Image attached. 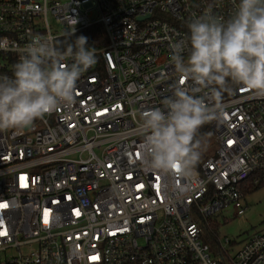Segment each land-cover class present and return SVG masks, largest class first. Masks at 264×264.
I'll return each instance as SVG.
<instances>
[{
	"label": "built area",
	"instance_id": "2783aa9c",
	"mask_svg": "<svg viewBox=\"0 0 264 264\" xmlns=\"http://www.w3.org/2000/svg\"><path fill=\"white\" fill-rule=\"evenodd\" d=\"M234 6L0 0V37L11 45L0 50V73L12 69L15 48L30 35L56 42L73 29L76 35L98 27L104 36L96 63L77 81L73 105L22 134L0 132V264H264V230L239 245L217 240L214 250L203 238L218 211L231 206L242 215L243 191L264 188V97L243 87L223 94L220 117L209 121L215 152L190 194L174 198L168 177L140 163L139 112L162 107L177 82L169 43L191 19L210 10L222 21ZM27 245L34 249L22 253Z\"/></svg>",
	"mask_w": 264,
	"mask_h": 264
},
{
	"label": "clouds",
	"instance_id": "9594fccd",
	"mask_svg": "<svg viewBox=\"0 0 264 264\" xmlns=\"http://www.w3.org/2000/svg\"><path fill=\"white\" fill-rule=\"evenodd\" d=\"M186 28L169 43L177 82L162 107L140 111L137 120L140 163L168 177L174 198L199 186L197 164L210 143L200 129L220 117L223 94L243 87L264 97V0H235L227 19L217 20L209 10ZM74 33L63 46L33 34L15 48L11 74L0 73V132L22 134L42 116L75 103L77 81L97 57L88 38ZM10 47L0 37V50Z\"/></svg>",
	"mask_w": 264,
	"mask_h": 264
},
{
	"label": "rangeland",
	"instance_id": "374dc122",
	"mask_svg": "<svg viewBox=\"0 0 264 264\" xmlns=\"http://www.w3.org/2000/svg\"><path fill=\"white\" fill-rule=\"evenodd\" d=\"M51 30L59 31V26L53 19L49 18ZM76 156V155H75ZM242 204L245 212L237 215L231 206L218 211L210 218V227L214 232L215 239L209 233H204L205 243L212 249H217V240L227 238L238 245L251 234L264 230V188L254 187L252 190L243 193ZM214 228V229H212ZM34 249V245H27L21 248L22 253H27Z\"/></svg>",
	"mask_w": 264,
	"mask_h": 264
},
{
	"label": "trees",
	"instance_id": "16d2710c",
	"mask_svg": "<svg viewBox=\"0 0 264 264\" xmlns=\"http://www.w3.org/2000/svg\"><path fill=\"white\" fill-rule=\"evenodd\" d=\"M81 34L88 38V44L94 46L95 49H99L100 47H102L104 45V36H102V34H101L100 30L98 29V27H92V28L83 30V32L78 33L76 35H81ZM66 42H70V36H66V38H62V39H59V40L56 41V43L59 46H63ZM11 70L12 69L6 71L5 73L10 75L11 74ZM200 131L202 133L207 134L210 143H209V147H208L207 151L204 153V155L202 156L201 160L197 164V171L198 172L201 171L202 162L205 159H207L208 157L212 156L214 154V152H215L214 133H213V131L210 128L209 122L204 124L201 127ZM250 189L252 190L253 188H250ZM250 189L246 190V191H243V193L245 194L246 192L250 191ZM209 227H210V225L208 226L207 231H208L209 235L211 236V235L214 234V232ZM212 229H214V228H212Z\"/></svg>",
	"mask_w": 264,
	"mask_h": 264
},
{
	"label": "snow or ice",
	"instance_id": "6c2138e0",
	"mask_svg": "<svg viewBox=\"0 0 264 264\" xmlns=\"http://www.w3.org/2000/svg\"><path fill=\"white\" fill-rule=\"evenodd\" d=\"M181 82H183V81H181ZM231 143V142H230Z\"/></svg>",
	"mask_w": 264,
	"mask_h": 264
}]
</instances>
